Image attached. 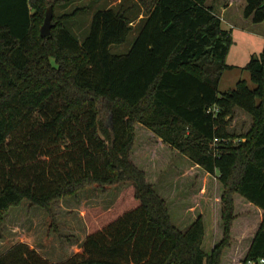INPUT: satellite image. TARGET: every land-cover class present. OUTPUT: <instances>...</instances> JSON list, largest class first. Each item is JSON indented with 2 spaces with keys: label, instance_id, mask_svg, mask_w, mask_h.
Masks as SVG:
<instances>
[{
  "label": "trees",
  "instance_id": "16d2710c",
  "mask_svg": "<svg viewBox=\"0 0 264 264\" xmlns=\"http://www.w3.org/2000/svg\"><path fill=\"white\" fill-rule=\"evenodd\" d=\"M140 1L131 48L113 54L136 20L122 1L94 13L81 43L65 22L88 7L55 18L43 37L58 0H0V225L23 200L51 211L88 187L129 183L115 208L89 211L80 251L54 261L19 242L0 264H224L226 254L264 264V50L246 65L254 89L240 80L219 94L232 37L208 0ZM244 16L264 22V0H246ZM238 109L252 117L246 133L229 130ZM137 123L158 141L148 154L167 145L220 181L222 232L210 252L202 213L181 229L134 160ZM239 196L262 214L245 247L233 237Z\"/></svg>",
  "mask_w": 264,
  "mask_h": 264
},
{
  "label": "rangeland",
  "instance_id": "374dc122",
  "mask_svg": "<svg viewBox=\"0 0 264 264\" xmlns=\"http://www.w3.org/2000/svg\"><path fill=\"white\" fill-rule=\"evenodd\" d=\"M67 1L58 0V3L47 4L46 12L49 6H52L53 21H55V18L58 19L62 14L88 7L79 10L65 22L67 30L81 43L90 32L94 13L99 9L119 6L122 1L124 7L131 9L136 20L127 40L124 43L112 44L110 51L113 54L129 51L136 37L138 22L145 13L144 4L140 0ZM207 3L221 17L223 28L229 30L232 37L225 59L230 67L224 69L219 78V94L234 88L240 80H245L249 87L254 89L257 85L252 80L246 65L264 50V22L255 23L251 18L244 16L246 0H208ZM236 112L229 130L238 134L246 133L251 127L252 117L241 109ZM109 121L110 116L107 117L108 124ZM145 129L144 125L136 124L137 139L132 154L134 160L148 172V180L156 185L159 193L167 200L172 219L181 229L186 228L198 214L202 213L208 232L204 248L210 252L212 244L219 239L222 232L221 218L217 212L220 207L218 199L221 194L220 181L186 156L175 155L176 152L173 153L174 150L172 151L167 145L158 144L148 154L146 147L153 148L158 141L149 139L150 134ZM238 141L239 138L234 139V142ZM128 186L129 183L122 182L108 187L106 191L91 186L78 195L56 201L51 211L31 205L28 200L11 206L0 225V254L5 253L16 243L23 242L51 260H64L80 251L79 245L89 231L87 223V215L91 214L89 211L94 208L105 211L115 208ZM236 200H238V214L233 237L235 245L239 242L241 247H245L258 228L262 214L257 207L246 206V200L240 196ZM241 237L242 242L239 241ZM242 259L243 255L231 257L226 254L224 264H228L231 260L241 264Z\"/></svg>",
  "mask_w": 264,
  "mask_h": 264
},
{
  "label": "water",
  "instance_id": "95a60500",
  "mask_svg": "<svg viewBox=\"0 0 264 264\" xmlns=\"http://www.w3.org/2000/svg\"><path fill=\"white\" fill-rule=\"evenodd\" d=\"M53 26H54L53 11H52V6H49V8L47 9V12H46L44 23L41 26V35L43 37L50 36L52 33ZM109 125H111V118L109 121Z\"/></svg>",
  "mask_w": 264,
  "mask_h": 264
},
{
  "label": "built area",
  "instance_id": "2783aa9c",
  "mask_svg": "<svg viewBox=\"0 0 264 264\" xmlns=\"http://www.w3.org/2000/svg\"><path fill=\"white\" fill-rule=\"evenodd\" d=\"M221 140H225V141H226V139L215 138V140H214V144H217V143L220 142ZM261 261H264V260L262 259ZM249 264H253V262L250 261Z\"/></svg>",
  "mask_w": 264,
  "mask_h": 264
},
{
  "label": "crops",
  "instance_id": "0c3cea01",
  "mask_svg": "<svg viewBox=\"0 0 264 264\" xmlns=\"http://www.w3.org/2000/svg\"><path fill=\"white\" fill-rule=\"evenodd\" d=\"M208 2V1H207ZM80 246V245H79Z\"/></svg>",
  "mask_w": 264,
  "mask_h": 264
}]
</instances>
